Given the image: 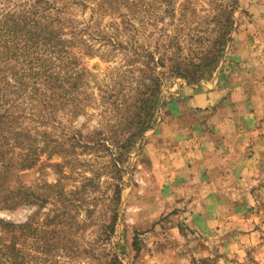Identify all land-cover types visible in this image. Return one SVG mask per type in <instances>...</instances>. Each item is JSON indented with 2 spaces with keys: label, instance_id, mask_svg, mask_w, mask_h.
Wrapping results in <instances>:
<instances>
[{
  "label": "rangeland",
  "instance_id": "rangeland-1",
  "mask_svg": "<svg viewBox=\"0 0 264 264\" xmlns=\"http://www.w3.org/2000/svg\"><path fill=\"white\" fill-rule=\"evenodd\" d=\"M189 1L176 0L177 17L182 4ZM222 1L225 6H236L235 0H192L189 20L178 24L170 12L164 21L149 24L147 38L157 56L183 58L182 71L190 75L198 71L194 66L185 69L188 59L198 61L201 54L216 45L221 49L219 43L226 42L216 69L197 83L229 71L230 104H220L216 114L210 109L199 113L206 134L185 136L180 130L179 135L176 125L168 123L170 111L163 103L168 102L170 88L178 82L194 80L169 75L153 128L123 160L116 162V155L103 147L77 146L65 154L56 145L45 149L33 167L21 171V184L41 194L46 190L51 199L15 207L0 205V216L9 221L26 223L36 215L35 226L46 221L52 225L41 233L25 230L29 235L24 233L19 242L25 264H264V53L259 47H250L247 35L256 32L257 7L264 5V0H239L228 38L218 24ZM178 33L181 42L169 45ZM108 48H103L104 54ZM114 54L110 61L99 55L84 60L99 80L108 81L117 76L110 69L123 57ZM7 92L11 94L10 89ZM88 92L100 94L101 90L95 87ZM118 93L124 96L128 88ZM23 102V107L32 111L28 96ZM86 110V115L74 118L66 111L59 112L56 124L60 120L62 128L82 133L79 136L84 140L96 128L115 136L110 128L117 115H104L102 104ZM192 115L182 120L185 128L193 122ZM216 115L220 118L212 119ZM7 124L11 130L14 126H40L25 117ZM213 126L227 142L217 141L211 134ZM62 132L55 130L58 141ZM38 143L40 148L45 146L43 141ZM215 144L220 146L214 152ZM59 162L64 166H58ZM59 182L73 192L64 201L50 192L49 184ZM64 204L69 210L58 212ZM56 213L62 216L55 219Z\"/></svg>",
  "mask_w": 264,
  "mask_h": 264
},
{
  "label": "trees",
  "instance_id": "trees-1",
  "mask_svg": "<svg viewBox=\"0 0 264 264\" xmlns=\"http://www.w3.org/2000/svg\"><path fill=\"white\" fill-rule=\"evenodd\" d=\"M191 3L192 0L181 3L184 7L177 17L176 0H0V205L15 207L51 199L43 188H40L41 192L44 190L41 194L21 184V171L33 167L51 145H56L64 154L77 146L103 147L116 155V162L123 160L137 140L153 128L169 75L192 79L189 84H195L216 69L224 41L218 42L221 49L216 45L197 57L198 61L195 57L187 60L185 69L191 70L194 66L198 71L191 75L182 71L183 58L157 56L149 46V24L164 21L170 12L178 24L189 20L187 12ZM235 3L233 7L225 6L223 1L219 4L218 24L227 38L239 0ZM170 42L172 45L181 42L179 33L169 40V45ZM105 46L109 48L104 54ZM115 52L123 55L110 69L117 76L108 81L99 80L84 59L99 55L110 61L116 57ZM161 67L165 70L159 71ZM110 86L114 88L109 89ZM95 87L100 88V94L88 92ZM121 88H128V94L121 96L118 93ZM26 96L33 103L30 112L23 107L25 102L21 103ZM95 104L104 106V115L107 112L117 115L110 128L114 129L115 136H107L103 128H96L84 140L79 136L82 133L62 128L64 124L60 120L56 124L59 112L66 111L74 118L86 115V108ZM22 117L40 123L36 127L53 129L40 131L31 126H14L11 130L8 127V122ZM59 129L63 131L61 141L54 137L55 130ZM39 141L45 146L40 148ZM57 165L64 166L60 162ZM61 182L49 187L51 193L64 201L73 192ZM120 191L119 188L118 196ZM68 210L64 204L57 211ZM59 216L62 214L56 213L54 218ZM35 217L26 223H17L0 216V264L27 262L19 244L24 233L29 235L25 230L41 233L52 226L47 221L35 226Z\"/></svg>",
  "mask_w": 264,
  "mask_h": 264
},
{
  "label": "crops",
  "instance_id": "crops-1",
  "mask_svg": "<svg viewBox=\"0 0 264 264\" xmlns=\"http://www.w3.org/2000/svg\"><path fill=\"white\" fill-rule=\"evenodd\" d=\"M257 9L259 11L256 15V32L253 34L249 32V34H247L248 42L250 43L249 45L251 48L259 47L261 48L260 53H264V5H258ZM257 55L259 59L261 54L258 52ZM229 73V71L223 70V72L212 78L210 81H203L197 84L178 82L177 85H174L173 88H170L171 97H169L168 102L164 106L165 110L170 111V114L167 113L166 117L168 123L171 122V124H175L177 129L176 131L178 132L181 130L185 136H188L189 134L191 135V133L194 135H201V133H205L204 127L201 125L202 118H200L199 113L210 109V111L215 112L216 114L220 104L223 106L230 104V99L228 98V82L230 79ZM190 114H194V116L192 115L193 117L191 118L193 122L189 123V126L185 128L182 120H189L188 115ZM219 118L220 117H217L216 115L212 119L217 120ZM249 120V118L246 119L247 122H249ZM210 129H212L211 134L217 136L215 138L218 142H227L228 138H225L222 132H217V126H213ZM181 132H178V134H182ZM207 144L208 146H205L206 150L209 148V142H207L205 145ZM219 146L220 144H215L213 151L215 152ZM241 175L242 174H240V176Z\"/></svg>",
  "mask_w": 264,
  "mask_h": 264
}]
</instances>
